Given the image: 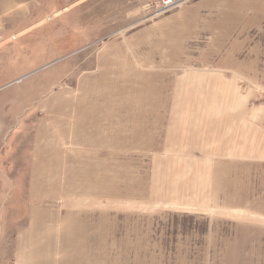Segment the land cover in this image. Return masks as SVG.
Here are the masks:
<instances>
[{"label": "rangeland", "instance_id": "obj_1", "mask_svg": "<svg viewBox=\"0 0 264 264\" xmlns=\"http://www.w3.org/2000/svg\"><path fill=\"white\" fill-rule=\"evenodd\" d=\"M0 264H264V0H0Z\"/></svg>", "mask_w": 264, "mask_h": 264}, {"label": "built area", "instance_id": "obj_2", "mask_svg": "<svg viewBox=\"0 0 264 264\" xmlns=\"http://www.w3.org/2000/svg\"><path fill=\"white\" fill-rule=\"evenodd\" d=\"M162 4L164 7H170L175 4V0H162Z\"/></svg>", "mask_w": 264, "mask_h": 264}]
</instances>
